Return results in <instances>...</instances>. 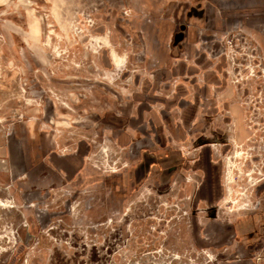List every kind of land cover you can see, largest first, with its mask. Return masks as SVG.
Instances as JSON below:
<instances>
[{
    "label": "rangeland",
    "instance_id": "obj_1",
    "mask_svg": "<svg viewBox=\"0 0 264 264\" xmlns=\"http://www.w3.org/2000/svg\"><path fill=\"white\" fill-rule=\"evenodd\" d=\"M227 1L0 0V264H264V33Z\"/></svg>",
    "mask_w": 264,
    "mask_h": 264
},
{
    "label": "flooded vegetation",
    "instance_id": "obj_2",
    "mask_svg": "<svg viewBox=\"0 0 264 264\" xmlns=\"http://www.w3.org/2000/svg\"><path fill=\"white\" fill-rule=\"evenodd\" d=\"M193 14H195V11L192 12V15ZM200 15L203 14L200 13ZM201 156L194 159L196 166H203L202 158H200ZM182 158L183 154L180 152V150L168 153L163 157L159 158L157 164H155L154 159L146 158L145 162L143 163V166L141 167L143 168V170H141L140 172L142 173L144 171L143 174L145 173V177L150 174L151 170L154 167H160V180L162 184L165 185L168 184L174 176H179V179L184 176L183 173L185 172V169L187 167V163L185 161H187V159L185 158L182 160Z\"/></svg>",
    "mask_w": 264,
    "mask_h": 264
},
{
    "label": "crops",
    "instance_id": "obj_3",
    "mask_svg": "<svg viewBox=\"0 0 264 264\" xmlns=\"http://www.w3.org/2000/svg\"><path fill=\"white\" fill-rule=\"evenodd\" d=\"M261 0H228L227 2H224V3H227L229 4V9H233V6L230 8L231 5H234V9H240V8H244V10H249V12H253V15H250L251 18L253 19V23H252V27H253V31H251L252 33H255V34H259L261 36L262 33V26H261V13L260 11L262 10V5H261ZM238 4V5H236ZM240 7V8H239ZM195 11V17L200 15V13L204 14L205 12L203 10H201L200 8H197V9H193L191 10V14H190V17L192 16V12ZM194 15V14H193ZM194 17V16H192ZM199 17V16H198ZM257 17V19H256ZM197 18H195L196 20ZM194 20V19H193ZM256 20H259V21H256ZM259 25V26H258ZM259 27V29H258ZM264 43V40L261 39V43Z\"/></svg>",
    "mask_w": 264,
    "mask_h": 264
}]
</instances>
